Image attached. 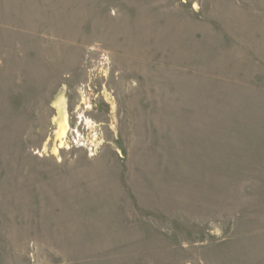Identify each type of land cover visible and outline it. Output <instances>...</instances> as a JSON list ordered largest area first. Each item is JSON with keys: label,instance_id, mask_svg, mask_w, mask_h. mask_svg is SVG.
<instances>
[{"label": "rangeland", "instance_id": "obj_1", "mask_svg": "<svg viewBox=\"0 0 264 264\" xmlns=\"http://www.w3.org/2000/svg\"><path fill=\"white\" fill-rule=\"evenodd\" d=\"M0 264H264V0H0Z\"/></svg>", "mask_w": 264, "mask_h": 264}, {"label": "bare ground", "instance_id": "obj_2", "mask_svg": "<svg viewBox=\"0 0 264 264\" xmlns=\"http://www.w3.org/2000/svg\"><path fill=\"white\" fill-rule=\"evenodd\" d=\"M67 129H68V125H67L66 116L65 114H63L61 120L59 121L58 127H57V133H58L59 140L65 137Z\"/></svg>", "mask_w": 264, "mask_h": 264}]
</instances>
